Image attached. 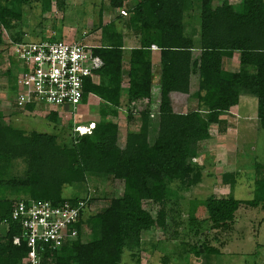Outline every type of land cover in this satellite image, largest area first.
Instances as JSON below:
<instances>
[{"label": "trees", "instance_id": "1", "mask_svg": "<svg viewBox=\"0 0 264 264\" xmlns=\"http://www.w3.org/2000/svg\"><path fill=\"white\" fill-rule=\"evenodd\" d=\"M52 1L64 0H42L44 11L50 10ZM198 1L197 31L187 34L184 17L192 9L191 0H135L127 29L137 45L130 50L126 80L125 31L113 22L101 26L99 19L103 44L95 46L92 55L102 65L85 77L81 104L84 107L96 98L97 110H93L99 120L88 122L94 123L89 134L73 133L70 145L60 144L53 134L13 128L5 124L0 110V224L6 223L0 237V264H23L29 252L19 222L11 220L15 202L30 198L58 205L86 200L90 205L89 179L99 175L121 181L122 195L111 198L100 212H83L75 225L76 239L55 249L44 245L38 250L40 264H122L125 254L140 264L148 244L142 239L143 232L166 228V206L175 194L172 185L180 189L201 180L204 165L193 166L189 161L198 158V144L210 138L209 129L219 124L220 117L241 105V97L255 98L258 128L264 129V0H241L237 10L228 0L219 5H213V0ZM24 2L0 0L2 28L15 29L13 22L21 20ZM109 6L121 9L123 0H110ZM22 38L18 32L11 36L13 43L23 42ZM153 46L160 54L157 84L152 71ZM234 55L239 58V70L229 72L222 62ZM7 74L9 91L15 93V78ZM123 95L129 109L126 120L132 119L137 103H145V108L138 113L139 129L125 134L121 146L117 120ZM173 95L195 100L196 108L175 112ZM16 108L29 113L35 109L33 105L27 110ZM47 119L57 124L58 112H51ZM18 162L24 169L16 174ZM263 168L257 163L258 170ZM236 181L232 172L219 178L231 189ZM67 188L73 193L65 195ZM7 192L13 198H7ZM253 197L239 201L210 196L197 205L213 230L226 232L232 229L241 205L264 201V179L255 181ZM14 238H20L18 245L13 244ZM189 252L199 258L201 253L219 251L200 243Z\"/></svg>", "mask_w": 264, "mask_h": 264}, {"label": "rangeland", "instance_id": "2", "mask_svg": "<svg viewBox=\"0 0 264 264\" xmlns=\"http://www.w3.org/2000/svg\"><path fill=\"white\" fill-rule=\"evenodd\" d=\"M21 10V20L14 21L15 29L7 31L0 26L2 41L0 43V110L5 124L13 128H20L26 132L36 131L57 136L60 144H71L73 128L76 125L87 126L89 121L99 118L96 98H91L87 105L81 106L74 115L71 109L67 112L59 111V122L49 121L51 112H56L50 106H38L31 113L22 112L15 107V93L9 91L11 72L16 79L19 65L12 57L10 45L14 44L11 36L15 32L21 33L24 43L40 40L79 41L87 45L100 46L103 44L101 26L113 22L114 26L125 31L128 44H134L133 33L127 29V20L135 0H123L121 9H111L110 0H64L52 1L49 11H44L42 0H24ZM223 0H213V5L221 4ZM237 10L241 0H228ZM198 0H191L192 9L185 14L186 32L198 27ZM101 12V14H100ZM100 14V15H99ZM101 21V26L100 21ZM128 36V37H127ZM9 46V47H8ZM11 51V52H10ZM13 79L16 87V81ZM125 96L122 97L121 111L117 123L123 146V136L128 132L139 129V109L134 107L132 119L126 120L127 109ZM187 96L173 95V110L187 111L196 108L195 100H186ZM190 102H192L190 104ZM185 103L188 104L185 108ZM238 127L229 123L234 130L222 132L218 126L209 130L213 137L210 141L201 142L200 157L190 160V165L204 166L201 180L194 186L182 185L177 189L172 185L175 194L171 195L167 203V221L165 230L143 232L142 239L147 244V252L141 254L140 264H264V201L255 206L241 205L235 213L234 225L230 231H215L210 227L206 213L199 209L200 204L210 196L216 198L232 197L239 201H252L254 183L264 179V168L257 169V163L264 165V129H260L256 122L257 101L241 97L239 105ZM94 109V110H93ZM234 110V109H233ZM62 111V112H61ZM93 111V112H90ZM249 117L250 119H248ZM247 119V120H246ZM71 125V126H70ZM202 163V164H201ZM24 169L22 162L16 163L14 173ZM257 171L259 173H257ZM235 173L236 184L223 185L219 178L224 173ZM89 182L90 193L87 198L93 201L86 208V212L97 213L106 207L111 198L120 197L123 183L111 177L93 176ZM73 189H65V195L73 193ZM7 198L13 194L6 193ZM193 202L196 203V207ZM195 207V211H194ZM154 215V213H153ZM194 218L197 221H192ZM6 232V223L0 224V237ZM88 239L86 229L83 230V241ZM205 243L216 248L219 252L201 253L195 258L189 252L194 245ZM189 253V254H187ZM178 256V257H177ZM122 264H135L129 255L123 256Z\"/></svg>", "mask_w": 264, "mask_h": 264}, {"label": "built area", "instance_id": "3", "mask_svg": "<svg viewBox=\"0 0 264 264\" xmlns=\"http://www.w3.org/2000/svg\"><path fill=\"white\" fill-rule=\"evenodd\" d=\"M93 48L95 46L68 40L14 43L12 57L20 70L15 79V106L25 110L29 105L50 106L56 112L71 109L74 115L82 104L85 77L102 65V61L92 55ZM93 128V122L86 127L76 125L73 132L89 134ZM87 207L86 200L58 205L30 198L15 202L11 220L19 222L21 238L29 248L22 263L40 264L38 250H43L44 245L55 249L76 239L75 225ZM19 243L20 238L13 239V244Z\"/></svg>", "mask_w": 264, "mask_h": 264}, {"label": "crops", "instance_id": "4", "mask_svg": "<svg viewBox=\"0 0 264 264\" xmlns=\"http://www.w3.org/2000/svg\"><path fill=\"white\" fill-rule=\"evenodd\" d=\"M131 39H134V44H128V41L127 38H124V42H125V50H124V56H123V59H124V68H125V71H124V80H126V69H127V63H128V60H129V55H130V50L133 46H136L137 45V39L135 38V36L131 37ZM151 52H152V71H153V75H154V82L155 84H157L158 82V79H159V69H160V54H159V49H157L155 46L151 47ZM223 68L229 72H236L239 70V58L237 55H234L233 57L231 58H224L223 59ZM155 91H156V87H155ZM192 102H190L191 104ZM138 108H140L141 106L142 107H145V103H137L135 105ZM239 106H235L233 108H231L228 112L224 113L221 117H220V122L219 124L215 125V126H218V129L223 127V131L222 132H226V130L228 132H230L231 130L233 131L234 130V127H238V117L239 115H242L243 116V113H239ZM234 109V110H233ZM140 111H142L141 109H139ZM248 119H250L249 117H247ZM247 120V119H246ZM256 122H257V118H256ZM229 123H232L231 125H234V127H229ZM213 126V127H215ZM257 126H258V123H257ZM212 127V128H213ZM210 128V129H212ZM209 129V130H210ZM210 134V132H209ZM213 137L211 136L210 134V138L208 140H205V141H210L212 140ZM204 142V141H203ZM201 143L198 144V157H200V151H199V147H200ZM202 164V163H201ZM204 165V164H203ZM201 166V165H200ZM205 166V165H204ZM204 171V169H203ZM224 174H227V173H224ZM223 174V175H224Z\"/></svg>", "mask_w": 264, "mask_h": 264}, {"label": "bare ground", "instance_id": "5", "mask_svg": "<svg viewBox=\"0 0 264 264\" xmlns=\"http://www.w3.org/2000/svg\"><path fill=\"white\" fill-rule=\"evenodd\" d=\"M82 131H86V130H82Z\"/></svg>", "mask_w": 264, "mask_h": 264}, {"label": "water", "instance_id": "6", "mask_svg": "<svg viewBox=\"0 0 264 264\" xmlns=\"http://www.w3.org/2000/svg\"><path fill=\"white\" fill-rule=\"evenodd\" d=\"M200 251L202 252V250L200 249Z\"/></svg>", "mask_w": 264, "mask_h": 264}]
</instances>
